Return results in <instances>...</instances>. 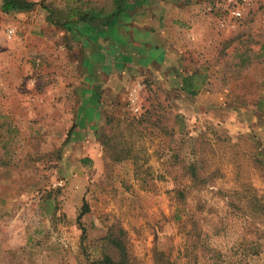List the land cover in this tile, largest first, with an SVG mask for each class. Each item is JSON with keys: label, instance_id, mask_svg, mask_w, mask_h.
Listing matches in <instances>:
<instances>
[{"label": "rangeland", "instance_id": "obj_1", "mask_svg": "<svg viewBox=\"0 0 264 264\" xmlns=\"http://www.w3.org/2000/svg\"><path fill=\"white\" fill-rule=\"evenodd\" d=\"M29 1L0 0V264H95L109 231L135 264H264V0ZM121 2L163 15L164 63L113 67Z\"/></svg>", "mask_w": 264, "mask_h": 264}, {"label": "crops", "instance_id": "obj_2", "mask_svg": "<svg viewBox=\"0 0 264 264\" xmlns=\"http://www.w3.org/2000/svg\"><path fill=\"white\" fill-rule=\"evenodd\" d=\"M129 11L122 13L121 17L129 18L132 15V18L130 19L135 20V26L133 29L134 36L132 35L133 38L129 36L130 51L126 52L124 56H114V58H116L114 62L117 61V63L116 65H113V67L116 68L117 66H122L124 64V61L134 62V60L138 63L139 66L142 67H153V62H157L159 64L164 63L168 59L173 46L171 44L172 42L167 40V36H163L165 34L164 30L156 29L157 25L160 22L159 20L162 19L163 15H154L156 11H153L152 8L149 7L144 10V13L143 11L141 12L142 14H144V19L147 20V22H144L147 23V25H139V22H141L142 20V16L136 11L134 12V14L129 13ZM166 18L164 21H166ZM149 19L151 20V22ZM120 31L119 33L117 31V34H115L114 37L116 39L119 38V40H122L123 33ZM144 35L145 38L142 37ZM158 35H161V38H163V40H158Z\"/></svg>", "mask_w": 264, "mask_h": 264}, {"label": "trees", "instance_id": "obj_3", "mask_svg": "<svg viewBox=\"0 0 264 264\" xmlns=\"http://www.w3.org/2000/svg\"><path fill=\"white\" fill-rule=\"evenodd\" d=\"M35 5H36L35 2L29 1V0H2L1 9L2 11L8 12V13L14 12V11H29L33 9ZM131 7H132V4H129L128 2H125V3L121 2L117 6L116 11L113 12L108 17L107 23L114 24V19L118 18V16H120L122 13H125L131 10ZM78 20L84 22L86 25H89V27L94 29L92 27V24L95 21L97 23L99 18L97 17V15L86 13V14H81ZM101 24H103V22H101ZM198 78L199 76L197 75H191V76L185 77L183 79V89L186 91H189L192 94L196 93L197 89L200 87V85L197 84ZM103 241L107 245L113 246L116 249V254L114 256L106 252L103 254V256L99 260L94 262L95 264H135L130 259L128 251L126 249L124 234H114V232L109 231V233L103 239Z\"/></svg>", "mask_w": 264, "mask_h": 264}, {"label": "built area", "instance_id": "obj_4", "mask_svg": "<svg viewBox=\"0 0 264 264\" xmlns=\"http://www.w3.org/2000/svg\"><path fill=\"white\" fill-rule=\"evenodd\" d=\"M232 13L236 16H241V11L236 9V10H232Z\"/></svg>", "mask_w": 264, "mask_h": 264}]
</instances>
